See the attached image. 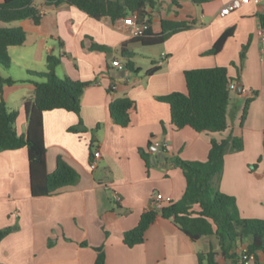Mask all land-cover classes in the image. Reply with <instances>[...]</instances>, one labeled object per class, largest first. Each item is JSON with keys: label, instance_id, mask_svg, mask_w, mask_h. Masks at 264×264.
I'll return each mask as SVG.
<instances>
[{"label": "crops", "instance_id": "crops-1", "mask_svg": "<svg viewBox=\"0 0 264 264\" xmlns=\"http://www.w3.org/2000/svg\"><path fill=\"white\" fill-rule=\"evenodd\" d=\"M231 1L212 0L197 7L182 0L177 8L172 0H158L151 14L155 32L161 30L162 20H192L198 26L152 50L131 43V16L97 20L67 4L48 6L36 1L42 13L40 25L32 20L0 22V27H20L27 34L23 46L9 49L11 66L0 70L5 78L25 82L30 72L46 73L48 58L55 57L61 62L57 78L94 82L83 94L79 115L60 109L43 116L47 172L53 173L62 157L79 173L74 187L49 197H33L27 148L0 154V229L17 228L0 242V264H95L96 249L101 247L107 264H199V254L215 248L210 237L193 242L161 216L143 244L128 247L124 234L152 209L155 194H162L166 204L183 198L186 178L174 159L206 162L212 140L221 142L231 136L243 140V150L225 156L216 185L236 199L243 219L264 220V60L256 34L264 24V3H251L221 16ZM229 29L234 33L222 51L207 55ZM124 53L133 56V69ZM115 61L131 71L125 81ZM154 67L160 70L147 75ZM216 67L227 68L231 78L228 129L223 133H198L189 127L176 130L171 107L157 98L187 93L185 72ZM240 85L243 91L238 93ZM34 92L31 82L0 89V101L19 111V135L27 132L24 103ZM123 97L137 104L127 128L116 125L110 115V104ZM80 121L87 131L70 132ZM93 140L102 154L95 170L90 168ZM156 142L168 145L166 157L161 150L156 156ZM112 191L121 196L120 203L113 201ZM221 264L236 262L222 260ZM255 264H264V253H258Z\"/></svg>", "mask_w": 264, "mask_h": 264}, {"label": "trees", "instance_id": "trees-1", "mask_svg": "<svg viewBox=\"0 0 264 264\" xmlns=\"http://www.w3.org/2000/svg\"><path fill=\"white\" fill-rule=\"evenodd\" d=\"M38 0H3L0 4V22L6 25L32 20L40 25L42 13L36 7ZM48 6L67 4L75 6L90 17L112 21L126 19L131 16L139 26H145L144 33L133 38L131 43L144 47L163 45L174 35L195 29L196 21H161V30L155 32L152 28L151 14L158 6V0H43ZM182 0H172L173 5L181 7ZM193 5L201 7L212 0H188ZM234 29L227 30L214 44L207 55H218L226 41L233 35ZM27 40L26 32L20 27H0V70L7 71L11 66L9 49L23 46ZM127 45L122 46V51ZM246 50V47H245ZM129 60L132 55L123 54ZM244 58V53L242 54ZM61 64L55 57L47 60L46 73L30 72V78L25 82L35 85L32 97L24 103L27 117V132L19 135L17 119L19 111L11 109L4 101H0V154L6 151H16L27 148L30 167L31 194L33 197H49L64 189L74 187L80 179L79 173L62 157L57 160L53 173L47 172V148L44 138L43 116L45 112L65 110L80 114L82 97L85 90L94 82H75L69 78H57L55 71ZM160 69L152 68L147 72L151 76ZM187 93H173L157 98L159 102L171 107L172 123L176 130L187 127L198 133H223L228 125V114L231 102L228 69L223 67L194 69L185 72ZM18 82L5 78L0 72V89L13 86ZM110 92L113 88H110ZM250 100L246 104L243 120L246 118ZM137 104L129 97L118 98L110 104V115L113 122L127 128L131 123V111ZM72 133H84L86 128L82 121L76 127L69 129ZM152 148V145L150 144ZM91 159L97 150L96 141L91 142ZM243 150V140L230 137L218 142L212 140L209 157L206 162L185 161L180 158L173 160L175 167L180 168L186 178V191L181 200L167 204L161 211L147 210L141 216L138 225L124 234V243L130 248L145 242L146 233L155 223L158 216L170 220L186 234L193 242L206 237H216L220 251L213 246L207 253L199 254V264H221L222 260H233L238 264V250L247 245L249 254L258 261V253H264V220H247L240 215L236 199L222 193L216 179L222 175L225 156L228 153ZM164 157L167 152L161 149ZM143 157L150 167L149 156ZM17 228L0 229V242ZM87 246V244H83ZM98 252L95 264H107L103 247Z\"/></svg>", "mask_w": 264, "mask_h": 264}, {"label": "built area", "instance_id": "built-area-1", "mask_svg": "<svg viewBox=\"0 0 264 264\" xmlns=\"http://www.w3.org/2000/svg\"><path fill=\"white\" fill-rule=\"evenodd\" d=\"M261 4L264 3V0H232L222 11H221V16L225 17L230 15L232 12L242 8L245 5L248 4ZM131 27L133 29V37H139L141 36L144 31L146 30L145 26H139L135 19L132 17L131 20ZM257 37L260 40L261 43V49H262V55H263V60H264V24H262L259 29L257 30ZM166 54H163V60L166 59ZM114 67H117L119 69H123V66L121 65V63L119 61H115L113 62ZM248 94V93H247ZM156 148L164 149L167 150L168 145L166 143L163 142H156L155 144ZM102 158V154L99 150H96L94 153V156L91 159L90 162V168L92 170H95L98 168V165L100 163V160ZM106 189L110 190V188L108 186H106ZM112 199L115 203H120L122 201L121 196L115 192L112 191ZM166 200L164 198V196L162 194H155V196L153 197V201H152V209L156 210V211H161L165 206H166ZM238 264H255L256 260L255 257L253 255L249 254V250H248V246L247 245H243L240 247V249L238 250Z\"/></svg>", "mask_w": 264, "mask_h": 264}, {"label": "water", "instance_id": "water-1", "mask_svg": "<svg viewBox=\"0 0 264 264\" xmlns=\"http://www.w3.org/2000/svg\"><path fill=\"white\" fill-rule=\"evenodd\" d=\"M121 70H122V72L119 74V77L122 79V81H125V79L128 78L131 75V71L127 67H123V69H121ZM242 91H243V86L240 85L238 87L237 92L241 93ZM153 150H154V152L157 153L156 156L159 157L160 156V153H159L160 149L159 148H154Z\"/></svg>", "mask_w": 264, "mask_h": 264}, {"label": "rangeland", "instance_id": "rangeland-1", "mask_svg": "<svg viewBox=\"0 0 264 264\" xmlns=\"http://www.w3.org/2000/svg\"><path fill=\"white\" fill-rule=\"evenodd\" d=\"M140 48H143V47H140ZM154 48H156V47H153V48L148 47V48H146V50H152V49H154ZM139 60H141V58H139ZM210 239L213 241L215 248H220V247H219L218 240H217L216 237H210ZM255 263H256V262H255Z\"/></svg>", "mask_w": 264, "mask_h": 264}]
</instances>
